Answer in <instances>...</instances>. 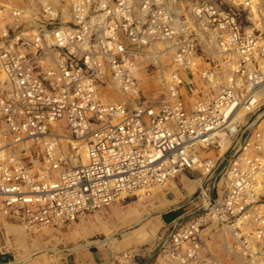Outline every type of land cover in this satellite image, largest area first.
I'll list each match as a JSON object with an SVG mask.
<instances>
[{
  "label": "built area",
  "instance_id": "2783aa9c",
  "mask_svg": "<svg viewBox=\"0 0 264 264\" xmlns=\"http://www.w3.org/2000/svg\"><path fill=\"white\" fill-rule=\"evenodd\" d=\"M24 3L0 2L6 213L58 227L194 173L202 204L165 229L161 258L187 264L200 253L209 216L264 224V0ZM165 55V97L141 102L138 73L163 71ZM110 87L128 99L109 100Z\"/></svg>",
  "mask_w": 264,
  "mask_h": 264
},
{
  "label": "crops",
  "instance_id": "0c3cea01",
  "mask_svg": "<svg viewBox=\"0 0 264 264\" xmlns=\"http://www.w3.org/2000/svg\"><path fill=\"white\" fill-rule=\"evenodd\" d=\"M199 188L194 173L179 175L149 206L135 201L114 203L94 216L82 215L62 229L25 230L19 219L7 217L0 222V264H50V254L65 250L55 264H115L117 255L129 249H137L138 261L149 264L162 231L200 206ZM92 217L104 219L102 227H93ZM9 226L18 231L12 232ZM86 233L89 239L95 235L103 238L88 243Z\"/></svg>",
  "mask_w": 264,
  "mask_h": 264
},
{
  "label": "rangeland",
  "instance_id": "374dc122",
  "mask_svg": "<svg viewBox=\"0 0 264 264\" xmlns=\"http://www.w3.org/2000/svg\"><path fill=\"white\" fill-rule=\"evenodd\" d=\"M42 1H45V0H41V1L40 0H0V2H6V3L10 2L11 4H14L16 7H23V5L25 4L24 2H26V3L30 2L29 4L35 5L36 8L41 6L40 3ZM247 15H248V13H246V12L241 13V21L243 23L242 24L243 26L244 25L249 26L250 21L248 20ZM205 58H206L205 62H207L209 55H206ZM159 63L161 66H163V71H161L160 69H159V71H157V70H155V68L153 66H149L145 69H142L141 73H138V78L140 79L139 91L141 94V97H140L141 102L159 101L162 98H164L166 95V84L168 81L167 76L170 74V73H167L168 71H167L166 67L169 64H173V62L171 61V59L167 55H165V56H161ZM145 65H148V63H145ZM169 68L173 69V66H169ZM166 77H167V79H166ZM113 96L116 97V100H120L123 98H125L124 100L128 99V97H126L125 94L121 93V92H117ZM210 155H214V153L213 154L211 153ZM218 172L216 171L213 174L214 178L212 176L211 179H212V181L215 180V182L218 183L217 185H221V184H219L220 177L218 176ZM171 181H169L168 183H170ZM166 185H164L162 188H159L158 190H156V192L154 193V195L150 199L144 198V199H140V200L134 199V200H129V201H135V202H138V203H141L144 205L145 204L148 205L149 203H153V199H155L158 195L157 193L159 191H161V189L166 187ZM125 202H128V201H125ZM125 202H117V203H125ZM261 202H263V199H261ZM201 203H202V198H201ZM122 206H125V205H122ZM0 209H1V207H0ZM104 209H106V208H103V209H100V210H97V211H94L91 213H87L84 216H91V215L94 216L95 213L104 211ZM7 217L17 218L16 216L13 215V213H11V214L10 213H7V214L6 213H0V222L7 220L6 219ZM209 219H210V221L206 225H204L202 228L203 230H202V233L200 235V238L196 239L197 244L199 245V247H201V251H200V253H197L195 255V257L189 258V261L187 264H205V262L206 263L209 262V264H254V263L255 264H264V255H263V248H262V247H264V245H262V246L257 245L255 247L258 252L260 249L262 250V251L260 250L261 251L260 255H258V253H257V255L259 257L256 256V260H251L250 257L247 256L249 254H246L245 251H243V249L240 248V247H242V248L245 247L246 250L247 249L251 250V249H253L252 246H250L252 241H254L256 243H261V241H264L263 238H259L255 235H252V234L249 235L252 231L253 232L264 231V230H262V229H264V224L254 222V221L245 222L242 220L241 221H234V222L229 221V220L215 221L210 216H209ZM103 220L98 219V218H95V220H94V217H92L91 224L93 227L95 225H97V227L100 228V227H102V223H103L102 221ZM75 222H78V220ZM75 222L66 223V224H63V225L58 226V227H51V226L27 227L26 225H23L22 223H21V225L23 227L22 229H25V230L32 229L34 231H37V230L42 231L43 228L44 229L45 228H50V229L53 228L54 230L55 229H62V228H65L66 225H71ZM84 227H85V225L83 226V228ZM165 229H164V231H165ZM164 231H162V232H164ZM86 235H87L86 238H88L87 233H86ZM89 235L93 236L91 233H89ZM98 238H103V237H101L100 235H95L94 237H91L90 239L88 238L87 240H89L88 243H92V241H96V240H98ZM238 240L240 242H238ZM66 252L67 251L65 250L64 252H62V254L65 255ZM125 252H130V253H132V255H134L135 264H144V263H140L138 261V259L136 258L137 256H135L137 249H129L128 251H125ZM62 254L61 253L50 254L53 257L52 258L53 261H50V264L57 263L59 261L60 255H62ZM251 255L254 256L256 254L252 253ZM117 256H118L117 257V259H118L120 255H117ZM185 261H186V259H185ZM185 261H184V257L182 256L180 261H178L176 263H172V264H186ZM168 262L169 261L167 259L161 258L159 255V252L157 251L152 256V259H151L149 264H170ZM115 264H119V263L116 262Z\"/></svg>",
  "mask_w": 264,
  "mask_h": 264
},
{
  "label": "bare ground",
  "instance_id": "6f19581e",
  "mask_svg": "<svg viewBox=\"0 0 264 264\" xmlns=\"http://www.w3.org/2000/svg\"><path fill=\"white\" fill-rule=\"evenodd\" d=\"M8 3H10V2H8ZM175 66H176V65H175ZM167 77H168V76H167ZM167 77H166V79H167ZM151 81H152V80H151ZM153 82H154V81H153ZM159 84H160V83H159ZM164 84H165V83H164ZM146 90H147V89H146ZM106 91H107V97H108L109 100H116V97L113 96V95L115 94V92H113V91L111 90V88H109V89L106 90ZM111 94H112V95H111ZM124 97H125V96H124ZM153 102H154V101H153ZM155 102H156V101H155ZM262 127H264V124L262 125ZM181 175H186V174H181ZM178 176H179V175H178ZM178 176H176V177H178ZM176 177H175V178H176ZM173 179H174V178H173ZM173 179H171V180H173ZM171 180H170V181H171ZM196 180H199V186H200V185H201V179L198 178V179H196ZM168 182H169V181H168ZM168 182H167V183H168ZM195 182H196V181H195ZM167 183H166V184H167ZM166 184H165V185H166ZM197 184H198V183H197ZM219 184L223 185V181H220ZM221 185H218V187L221 186ZM162 187H163V186H162ZM162 187H160V188H162ZM157 190H158V189H157ZM155 192H156V191H155ZM135 200H136V199H135ZM117 202H121V201H117ZM117 202H115V203H117ZM113 204H114V203H113ZM113 204H111V205H113ZM201 204H202V203H201ZM111 205H110V206H111ZM0 207H1V205H0ZM108 207H109V206H108ZM105 208H107V207H105ZM96 211H97V210H96ZM93 212H94V211H93ZM0 213H6L5 210L2 209V207H1V209H0ZM90 213H91V212H90ZM6 214H7V213H6ZM10 214H11V213H10ZM85 214H87V213H85ZM85 214H83V215H85ZM14 216H15V215H14ZM81 216H82V215H81ZM81 216H80V217H81ZM16 217L22 222L23 225H25V224L23 223V221L21 220L20 217H18V216H16ZM80 217H79V218H80ZM79 218H78L77 220H79ZM77 220H76V221H77ZM74 222H75V221H74ZM211 223H212V222H211ZM221 223H222V222H221ZM221 223H220V224H221ZM26 226H27V225H26ZM236 226H237V225H236ZM27 227H28V226H27ZM51 227H52V226H51ZM216 227H217V226H216ZM214 228H215V227H214ZM9 229L12 230V232H16V231H18V228H17V227H14V226H9ZM210 229H211V228H210ZM210 229H209V230H210ZM163 233H164V232H163ZM163 233H162V234H163ZM162 234H160V236H161ZM160 236H159V237H160ZM262 238H263V237H262ZM263 239H264V238H263ZM238 242H240V241L238 240ZM225 245H226V244H225ZM257 245H261V246L264 245V241H261V243H256V242L252 241V243L250 244V246H252V248H253V249H251V250L253 251V253H258V255H260L262 250L260 249L261 251L259 250V252H258V251L256 250V248H255ZM240 248L243 249L242 247H240ZM262 248H263V255H264V247H262ZM235 250H236V249H235ZM243 251H245V250L243 249ZM239 255H240V254H239ZM258 255H257V256H258ZM247 256H248V255H247ZM248 257H249V256H248ZM258 257H259V256H258ZM242 258H243V257H242ZM241 260H242V259H241ZM251 260H252V259H251ZM168 261L170 262V260H168ZM208 263H209V262H208ZM254 264H255V263H254Z\"/></svg>",
  "mask_w": 264,
  "mask_h": 264
}]
</instances>
